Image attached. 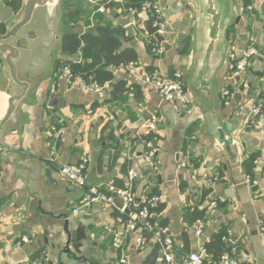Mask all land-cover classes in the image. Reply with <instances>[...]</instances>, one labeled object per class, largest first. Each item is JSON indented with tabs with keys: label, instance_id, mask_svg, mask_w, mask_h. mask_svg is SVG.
Listing matches in <instances>:
<instances>
[{
	"label": "crops",
	"instance_id": "obj_1",
	"mask_svg": "<svg viewBox=\"0 0 264 264\" xmlns=\"http://www.w3.org/2000/svg\"><path fill=\"white\" fill-rule=\"evenodd\" d=\"M3 1L17 10L22 2ZM156 1L169 23L165 39L171 48L164 50L159 45L160 51L155 50L157 43L142 26L149 21L148 16L140 12L139 26L123 42L136 51L137 59L134 64L113 68L114 80L109 82L111 86L117 80L138 84L136 95L130 91L124 100L108 101L109 83L94 91L58 76L62 61L80 59L79 52L62 54L61 46L55 51V59L61 64L53 75L40 79L32 73L29 77L30 94L16 104L0 131V148L5 143L10 150L9 155L0 156V264L161 261V245L154 234L142 237L139 225L130 232L129 215L112 202L96 203L77 214L72 212L85 190L66 181L59 174V165L88 158L90 166L96 151L97 174L105 176L97 185L99 190L108 194L114 182L124 184L134 198L133 206L143 202L149 193L163 196L155 202L164 205L157 217L167 220L165 233L175 246L174 264L202 251L204 242L219 231L225 234L224 244L230 256L241 264H264V165L248 169L256 159H264V127L252 123L250 112L251 105L264 96V0H252L247 5L239 0L240 21L235 23L234 12L221 29L225 45L216 41L212 57L215 63L209 76L214 115L208 110V96L197 85L199 69L204 67L203 48L212 35L208 24L202 21V26L195 28L194 11L184 0ZM62 3L59 31L63 39L70 33V26L63 23ZM123 3L124 0H107L108 7L101 6L100 11H105L117 25L113 14L125 15ZM85 4L93 6L90 2ZM250 5L252 8L248 9ZM176 21H180L178 31L172 28ZM0 25L4 27L2 22ZM180 32L182 39L178 38ZM251 38L260 50L254 63L259 62L261 67L247 70L248 88L242 89L228 67L229 55L241 54ZM26 57L23 54L18 62L21 78L28 65ZM141 71L166 76L181 72L187 100H162L155 88L139 77ZM9 87L12 92L17 91L2 71L0 121L7 110ZM223 90L233 92L228 102L221 97ZM50 98L61 103L43 108L42 104ZM143 109L155 117L154 130L145 126L149 120L138 124V112ZM61 124L64 132L59 139L53 128ZM146 140L156 148L151 162L143 157ZM52 146L56 148L57 160L51 159ZM182 161L186 163L184 168L180 166ZM246 177L256 183L248 185ZM189 202L204 209L203 220L194 224L184 220V208ZM66 221L69 227L80 226L87 235L79 252L72 246L65 251ZM175 238H179L177 242ZM121 259L124 261L119 263Z\"/></svg>",
	"mask_w": 264,
	"mask_h": 264
},
{
	"label": "water",
	"instance_id": "obj_2",
	"mask_svg": "<svg viewBox=\"0 0 264 264\" xmlns=\"http://www.w3.org/2000/svg\"><path fill=\"white\" fill-rule=\"evenodd\" d=\"M62 2L63 0H22L20 9L17 10L16 6L6 5L3 0H0V22L4 24V32L0 33V73L5 71L10 85L17 88L16 92H12L11 88H8V106L0 121V131H3L5 124L10 120L16 104L30 94L29 77L31 74L34 73L39 76L38 78L44 79L53 75L61 64V61L55 59V51L61 46L62 41L59 31ZM184 2H188L194 11L192 23L195 28L202 26V21H205L212 32L203 48L204 67L201 65L199 69L197 85L208 96L210 102L208 110L213 114V98L209 89V76L215 63L212 61V57L215 53L217 40L221 46L225 45L224 39L221 37V29L227 21L232 19L234 12L237 13L235 23L240 21L239 0H184ZM113 18L117 25L126 28L128 34H133L134 28L130 26L131 16L129 14L121 16L119 13H114ZM179 25L180 21H176L172 28L178 31ZM142 26L146 33L152 37L153 42L159 44L164 50L171 48L170 42L156 32V27L152 26L148 20L144 21ZM69 32L79 35L84 32V28L80 23L72 24L69 27ZM178 38H183L181 32L178 33ZM23 54L27 56L28 65L24 71V77L21 78L18 72V62ZM35 61H38L39 64L36 65ZM31 64H35L36 67L35 65L31 67ZM260 67V63L256 62L248 70L252 72V70H260ZM98 96L100 97L101 94L99 93ZM55 103H61V100L50 98L42 104V107L45 108L46 105H54ZM138 115L141 116L139 125L152 118V114L146 109L140 110ZM1 147L0 156L10 154L7 144L3 143ZM98 155L97 151L93 153L91 165L85 175V181L88 185L97 186L105 180L104 175L98 176L97 174ZM62 162L65 163V160ZM112 203L118 209L123 210L125 214H130L129 208L124 207L122 198L114 195ZM69 226V222L66 221L63 227L65 251L68 252L69 247L72 246L76 252H79L83 246L82 241L86 239L87 235L80 226ZM130 232H132L131 229ZM178 239L175 238V241L177 242ZM202 239L204 240L205 237L203 236ZM226 244L229 245L230 241L227 240ZM159 258L162 259L163 254H160ZM156 264H161V261L159 260Z\"/></svg>",
	"mask_w": 264,
	"mask_h": 264
},
{
	"label": "trees",
	"instance_id": "obj_3",
	"mask_svg": "<svg viewBox=\"0 0 264 264\" xmlns=\"http://www.w3.org/2000/svg\"><path fill=\"white\" fill-rule=\"evenodd\" d=\"M122 12L126 14L129 8L141 9L143 0H124ZM86 2L93 3L89 7ZM107 0H64L62 3V20L64 25L82 23L85 28L82 34L66 33L61 43V53L70 55L80 53L79 60H64L62 66H67L71 70L72 79L82 78L88 84H95L98 87H106L109 82L114 80L113 68L134 64L137 59L136 51L128 46H124L129 38L127 30L119 25L113 24L105 11H100V7L107 8ZM252 0H243V4H250ZM13 5V4H12ZM114 5V2H113ZM4 27L0 25V32ZM108 101L124 100L127 92L133 91L137 94L138 84L129 83L125 80H117L110 87ZM231 92V91H230ZM224 100V99H223ZM146 139H151L147 138ZM253 158V157H252ZM251 158V159H252ZM255 159V157L253 158ZM254 161V160H253ZM255 168V164L248 169ZM115 188L128 189L124 184L112 185ZM157 192L147 195V198L137 205L130 207V211H138L146 207L148 216L143 223L139 224L142 237H147L157 229L167 226L165 218L158 219V215L163 210V203H149L148 200L156 196ZM205 217L204 209H199L197 204L188 203L184 208V220L188 224H194ZM148 224L150 229L143 228ZM150 231V232H149ZM225 234L223 231L213 233L209 240L203 244L205 263L217 261L223 254H228V248L224 244ZM159 246H157L156 253Z\"/></svg>",
	"mask_w": 264,
	"mask_h": 264
},
{
	"label": "built area",
	"instance_id": "obj_4",
	"mask_svg": "<svg viewBox=\"0 0 264 264\" xmlns=\"http://www.w3.org/2000/svg\"><path fill=\"white\" fill-rule=\"evenodd\" d=\"M252 5L248 6L251 9ZM140 12H145L148 16L149 22L152 26L156 27V32L163 35L167 33L169 29V23L164 16L163 7L156 0H143L141 3L140 11L136 8H129L125 15L131 16L130 26L137 28L139 26V21L137 19ZM156 51H160L159 44L155 47ZM260 57V50L256 41L251 38L249 45L242 50L241 54H230L228 67L233 77L237 78L238 87L242 89L248 88V83L246 79V72L249 67L253 65ZM58 76H64L67 78L71 84H78L84 89H92L94 91H99L101 88L95 84H88L82 78L72 79V73L69 67L64 66L60 68ZM139 77L151 84L157 91L159 97L167 102H185L187 100V93L183 88L182 83V73L176 71L172 76L161 75L157 72L147 73L141 71ZM221 97L225 102H228L230 98L233 97V92L229 90H223ZM251 121L252 123L260 128L264 127V96H261L254 102L250 107ZM148 130H154L156 128V119L154 116L145 124ZM57 133L59 139L63 138L64 126L59 125L58 128H53ZM2 148H0L1 152ZM156 153V148L150 140L145 141V150L143 152V157L146 161L151 162ZM51 159L57 160L58 156L56 154L55 146L51 147ZM256 167L259 165H264V159H256L254 161ZM89 166V159L83 158L79 162L60 164L58 171L59 174L71 184L84 188L85 195L81 199L80 203L72 210L74 214L80 211H85L91 208L96 203L111 204L114 195L120 197L124 201V207H130L133 203V196L127 189L115 188L113 186L109 187L110 193H104L97 186L88 185L85 181V175L87 173ZM181 167H186L185 162L180 163ZM245 182L248 185H254L256 181H253L246 177ZM163 196H154L148 200L149 203H154L162 199ZM123 211V210H122ZM148 216V211L146 207L138 211H130L127 227L134 230L140 223H143ZM143 228L150 229V226L146 223ZM264 231V228H263ZM166 229H157L153 232L155 238L161 245L163 258L161 259V264H174L173 251L175 249L172 238L167 235ZM200 233V229L197 230ZM204 251L193 253L187 256L178 264H241L236 258L230 256L229 254H223L219 260L210 263H205L203 261ZM124 260H120L119 263ZM33 264H38L34 262ZM117 264V263H116Z\"/></svg>",
	"mask_w": 264,
	"mask_h": 264
},
{
	"label": "rangeland",
	"instance_id": "obj_5",
	"mask_svg": "<svg viewBox=\"0 0 264 264\" xmlns=\"http://www.w3.org/2000/svg\"><path fill=\"white\" fill-rule=\"evenodd\" d=\"M125 2V1H124Z\"/></svg>",
	"mask_w": 264,
	"mask_h": 264
}]
</instances>
